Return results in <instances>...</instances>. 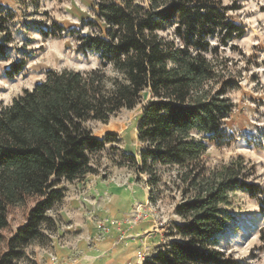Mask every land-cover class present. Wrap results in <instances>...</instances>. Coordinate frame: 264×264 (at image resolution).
Segmentation results:
<instances>
[{
    "label": "trees",
    "instance_id": "trees-1",
    "mask_svg": "<svg viewBox=\"0 0 264 264\" xmlns=\"http://www.w3.org/2000/svg\"><path fill=\"white\" fill-rule=\"evenodd\" d=\"M91 2L98 23H87L89 34H69L97 67L50 70L0 110V264L24 258V249L43 238L42 228L54 225L48 212L63 199L55 187L93 173L92 158L116 142L110 134L95 138L88 124L138 106L140 151L120 152L111 163L133 172L150 203L176 194L181 220L174 241L143 264H227L215 246L232 220L229 195L254 197L259 190L243 159L213 169L204 160L210 145H226L223 126L233 110L227 94L237 85L220 48L244 35L230 18L234 9L224 0ZM24 67L11 64L6 78ZM29 205L9 235V210ZM259 239L264 243V228Z\"/></svg>",
    "mask_w": 264,
    "mask_h": 264
},
{
    "label": "rangeland",
    "instance_id": "rangeland-1",
    "mask_svg": "<svg viewBox=\"0 0 264 264\" xmlns=\"http://www.w3.org/2000/svg\"><path fill=\"white\" fill-rule=\"evenodd\" d=\"M224 4L234 9L230 18L244 35L220 48V57L227 61L228 73L237 86L227 94L233 110L223 126L226 145H210L204 160L213 169L243 159L250 169L249 182L259 190L254 197L241 190L229 195L232 220L218 237L215 249L227 264H264V243L259 239L264 228V0H224ZM88 22L98 23L91 0H0V44L6 51L0 60V110L24 90H31L50 70L96 68V58L79 54L76 34H69H89ZM54 25L65 31L59 34ZM19 61L25 63L22 72L6 78L8 67ZM141 109L123 110L107 123L90 122L95 138L110 134L116 142L92 158L93 173L55 187L63 197L75 199L99 185L109 217L91 218L93 231L81 233L75 224H63L55 217L61 201L54 204L48 212L54 225L42 228L43 238L28 245L24 258L16 264H105L111 257L115 260L112 264H143L174 241V228L181 224L174 215L179 197L166 193L150 203L149 190L135 181L133 172L111 163L120 152L138 155ZM30 206L9 210V235L23 224ZM91 251L99 258H90Z\"/></svg>",
    "mask_w": 264,
    "mask_h": 264
},
{
    "label": "crops",
    "instance_id": "crops-1",
    "mask_svg": "<svg viewBox=\"0 0 264 264\" xmlns=\"http://www.w3.org/2000/svg\"><path fill=\"white\" fill-rule=\"evenodd\" d=\"M98 186L95 184L92 189L87 193L85 192L84 196L78 195L75 199L71 198V196L63 197L59 204L61 209L54 211L55 217L63 220V224H75V230H79L81 233L92 232L94 228L91 218L102 219L109 217V213L104 206L107 201L100 195L101 192L99 193ZM89 257L94 260L99 258L98 253H94V251H91ZM113 262H115L114 257H111L107 259L105 264H112Z\"/></svg>",
    "mask_w": 264,
    "mask_h": 264
},
{
    "label": "built area",
    "instance_id": "built-area-1",
    "mask_svg": "<svg viewBox=\"0 0 264 264\" xmlns=\"http://www.w3.org/2000/svg\"><path fill=\"white\" fill-rule=\"evenodd\" d=\"M138 258L143 260V256L141 254L138 255Z\"/></svg>",
    "mask_w": 264,
    "mask_h": 264
}]
</instances>
